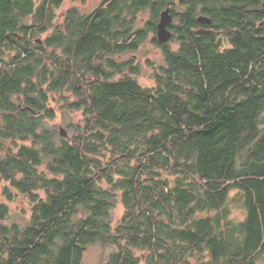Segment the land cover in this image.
<instances>
[{
    "label": "trees",
    "instance_id": "1",
    "mask_svg": "<svg viewBox=\"0 0 264 264\" xmlns=\"http://www.w3.org/2000/svg\"><path fill=\"white\" fill-rule=\"evenodd\" d=\"M263 2L102 0L72 10L64 47L63 0H0V195L32 203L20 225L0 202V264H83L95 243L114 247L100 264H264ZM171 5L175 45L144 87L109 54L139 49ZM66 89L82 111L70 137L47 123Z\"/></svg>",
    "mask_w": 264,
    "mask_h": 264
},
{
    "label": "rangeland",
    "instance_id": "2",
    "mask_svg": "<svg viewBox=\"0 0 264 264\" xmlns=\"http://www.w3.org/2000/svg\"><path fill=\"white\" fill-rule=\"evenodd\" d=\"M102 0H63V4L57 9L58 19L57 24L61 22L60 15L64 9L71 8L73 6L79 7L83 13L92 12ZM178 11H181L180 5ZM149 10L140 12L138 19V27L143 26L145 21L150 19ZM177 22V18L174 19ZM46 35L40 36L45 38ZM155 34L150 33L147 40L144 41L140 48L133 52L124 54L123 60H132L134 64H137L140 69V73L136 76V79L144 87H153L156 83V73L159 72V68L165 64V59L162 49L156 46L152 40ZM175 45V41H172L171 46ZM119 55H114V58L121 62ZM75 96L68 89L58 93L51 94L50 108H52L56 116L53 119L48 120V125L52 128H56L60 133V128L64 127L68 131V137L74 134L73 125L80 122L82 118L81 110H68L66 108L68 101L74 100ZM6 183L0 179V189L2 190ZM0 202H5L9 206V217L6 223H18L20 225L26 224L31 217L32 203L24 195L15 194L13 200H9L5 195H0ZM123 206H118L112 210L113 221H118L123 215ZM234 217L237 219H243L244 214L240 209H234ZM114 250L111 245H103L95 243L90 245L84 255L83 264H100L102 260L106 259L110 253Z\"/></svg>",
    "mask_w": 264,
    "mask_h": 264
},
{
    "label": "flooded vegetation",
    "instance_id": "3",
    "mask_svg": "<svg viewBox=\"0 0 264 264\" xmlns=\"http://www.w3.org/2000/svg\"><path fill=\"white\" fill-rule=\"evenodd\" d=\"M63 4V3H62ZM263 5V7H264V2L262 3ZM62 6V5H61ZM77 8V10L78 11H80L81 13H83L80 9H79V7H77V6H73V7H71V8H67V9H64L63 11H62V13H61V15H60V19H61V22L59 23L60 24V27H61V41H62V44L64 45V47H68V44H69V42H71L72 41V36H73V32H71L70 30H69V24H70V21L68 20V18H70L73 14H76L77 12H72V10L73 9H76ZM170 9H171V14H172V18H173V20H172V23L168 26V28L172 31V36L170 37V39L167 41V42H165V43H160L159 42V40H158V37H157V34H158V28H157V32L156 33H153V32H151V33H153V34H155V37H153V40H152V42L156 45V46H158L160 49H162V46H163V44H170L171 45V43H172V41H173V37H174V32H173V30H172V25H173V23H176L175 21H174V19L176 18V16H175V13H174V11H173V6L171 5L170 6ZM126 13L127 12H125V14H123V20H119L118 22H119V24L121 23V22H123V26H124V28H123V37L121 38V40L119 41V44H121L122 43V45H128V41H127V39H128V32H127V30H126V28H125V25L127 24V21H129V16L128 15H126ZM127 17V18H126ZM125 18H126V20H125ZM149 21V20H148ZM148 21H145L144 22V24H143V26L142 27H144L145 26V24L148 22ZM137 22H138V20H137ZM159 22H160V19H159ZM260 22H258V24H259ZM119 24L117 25V26H119ZM159 24V23H158ZM115 26V25H114ZM213 26V23H212V21L211 22H207V21H200L199 20V25L196 27V28H194V31H198L199 33H201V34H214L215 32H216V29L214 28V27H212ZM157 27H158V25H157ZM114 33V29H112V32H111V34L109 35V37H110V39H111V41H110V47L114 44V39H115V35L113 34ZM47 33H44L43 35H46ZM150 34V33H149ZM149 34H148V36H149ZM29 36V35H28ZM31 36V35H30ZM8 37H11V36H8ZM29 38V37H28ZM148 38V37H147ZM18 39L20 40V41H24V39H23V36H21V35H19L18 36ZM45 39V38H44ZM43 38H40V36H35L34 37V41H36L37 43H39V44H42L43 43V40H44ZM172 39V40H171ZM147 40V39H146ZM145 40V41H146ZM27 42V41H26ZM2 44L0 43V67H1V65H2V58H1V53H2ZM15 50L16 49H12V50H8V53H10V54H14V52H15ZM126 53H128V52H119V53H116V54H113V53H111V54H109V57L110 58H112V59H114V60H116L115 58H114V55H119L118 57L121 59V62H128V61H130V60H123L124 59V54H126ZM9 60V57H6L5 58V61H8ZM117 61V60H116ZM119 62V61H118Z\"/></svg>",
    "mask_w": 264,
    "mask_h": 264
},
{
    "label": "water",
    "instance_id": "4",
    "mask_svg": "<svg viewBox=\"0 0 264 264\" xmlns=\"http://www.w3.org/2000/svg\"><path fill=\"white\" fill-rule=\"evenodd\" d=\"M172 14H171V9L170 7L166 8L165 10L162 11L161 15H160V22L158 24V40L160 43H165L167 42L170 37L172 36V31L168 28V26L172 23ZM200 21H207V22H211V19L207 16H200L199 17ZM60 134L63 137H67L68 136V131L64 128L61 127L60 128Z\"/></svg>",
    "mask_w": 264,
    "mask_h": 264
}]
</instances>
